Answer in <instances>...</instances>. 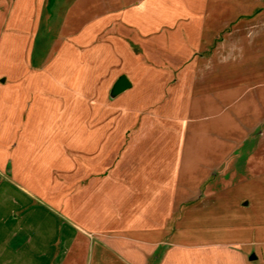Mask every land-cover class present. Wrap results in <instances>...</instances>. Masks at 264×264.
Returning a JSON list of instances; mask_svg holds the SVG:
<instances>
[{"label": "crops", "instance_id": "1", "mask_svg": "<svg viewBox=\"0 0 264 264\" xmlns=\"http://www.w3.org/2000/svg\"><path fill=\"white\" fill-rule=\"evenodd\" d=\"M210 3L211 0H0V264H87L98 243L123 261H130L132 256L137 264H252L260 258L249 256L251 246L258 244L256 240L183 243L170 240L173 233L169 232L174 229L175 233L181 221L190 228L193 216L200 210L196 207L217 195L228 173L236 178L244 170L264 173L263 79L252 78L253 82L236 97L235 103L242 106L238 109L235 105L237 109L230 115L235 125L225 132L226 139L232 142L226 160L223 164L222 159L206 177L203 175L198 185L189 178L187 184L179 186L178 176L173 185L163 186L161 177L159 182L155 177L146 182L145 171L136 170L127 175L121 172L123 176L116 182L99 187L97 173L90 172L91 176L84 179H89L88 184L71 192L64 183L42 175V161L47 154H32L29 149L30 143L41 137L31 127L45 125L48 114L44 115L43 110L49 113L46 100L51 98L43 94L42 101L29 98L33 92L23 81L27 84L34 72L51 75L50 70L55 69L60 83L68 66V76L85 79L86 84L90 79L89 106L93 114L97 105L107 110L109 94L113 99L128 92L136 87V79L144 76L147 50L156 54L164 47L160 52L168 55L166 61H180L177 56L182 55L169 53L167 46L174 47L178 38L186 45L189 38L206 42L202 30L207 27ZM254 12L259 13V9ZM194 13L204 14V21L192 23ZM260 13L264 15V10ZM54 26L58 33L51 36ZM262 26L259 21H251L244 28L230 27L222 38L215 35L218 42L208 59L218 61L219 82L239 77L238 69L227 72L221 67L232 61L231 55L242 43L238 31H247L245 38L254 43ZM254 58L250 60L252 64ZM252 72L251 76H257ZM122 75L129 78L131 86L113 95V86ZM181 77L188 79L187 74H177L175 88L182 83ZM205 77L204 73L198 76ZM74 83L61 86L67 92L81 94V86L77 88ZM78 83L82 85L80 80ZM239 84L237 80L224 83L223 112L230 109L225 105L227 87ZM43 86L45 93H52L46 83ZM99 95L103 97L100 102ZM34 109L42 111L32 113L30 119ZM25 127L30 129L26 131ZM247 142L253 145L243 169L240 162L230 160L241 159ZM85 148L78 151L83 153ZM85 151L96 153L97 146ZM62 154L66 155L64 151ZM229 168L232 171L228 172ZM75 169L79 170V165ZM153 191L156 192L151 194ZM160 233L166 239H156Z\"/></svg>", "mask_w": 264, "mask_h": 264}, {"label": "rangeland", "instance_id": "2", "mask_svg": "<svg viewBox=\"0 0 264 264\" xmlns=\"http://www.w3.org/2000/svg\"><path fill=\"white\" fill-rule=\"evenodd\" d=\"M255 9H259V13H255ZM262 10L264 0H211L207 27L202 30V37L206 39L204 44L189 38L186 45L178 38L174 47L166 48L171 49L167 50L169 53L181 54L182 56H177L180 61H174L172 58L166 61L168 55H162L160 52L164 47L156 54L147 50L148 68L142 72L143 77L136 79V87L113 99L109 94L111 102L108 109L97 105L94 114L89 106L90 79L87 78L86 84L85 79L68 76V66L64 70L66 75L60 78V83L55 69L50 70L53 76L34 72L27 84L23 81L33 92L29 94V98L34 96L37 102L42 101L41 94L51 97L46 100L49 113L43 110L44 115L48 114L45 125L31 127L34 134H40L41 137L30 143V152L47 154L42 161L45 172L42 175L64 183L71 192L88 184L89 179H84L91 176L90 172L97 173L99 187L116 182L123 176L121 172L126 174L136 170L145 171L146 182L152 181L154 177L158 178L159 182L161 177V184L164 186L176 182L175 177L178 176L177 180L181 181L179 186L187 184L186 180L189 178L198 185L200 180H203V175H209V171L217 167L230 150L232 142L226 139L225 132L235 125V118L230 116L234 114V109H237L235 105H238V109L242 106L235 103L236 97L256 77L258 80H264V15L260 13ZM192 16V23L203 22L206 17L196 13ZM251 21L263 23L257 31L258 37L254 43H251L249 37L245 38L247 31L239 30L242 38L240 47L231 55L232 61L221 64L226 71L238 69L239 77L222 78L219 82L216 78L218 61L216 58H212V61L208 59L215 50L217 36L222 38L230 27L244 28ZM57 31L54 26L51 36H55ZM252 57L256 59L254 64L250 62ZM251 72H256L257 76H251ZM182 73L183 76L187 74L188 79L181 77L182 83L175 88L173 82L177 74ZM203 73L206 75L205 80L198 78L200 75L202 77ZM235 80L241 84L236 88L234 85L232 88L227 87L225 105L230 109L223 112L224 83L230 84ZM73 82L77 88L81 86V94L67 92L68 89L62 87L64 85L61 86L62 83L69 85ZM45 83L48 88L58 93H45ZM240 86H243V89H239ZM97 100L100 102L103 97L99 95ZM37 111H31L30 119L32 113ZM29 127H25L26 131ZM252 145L250 142L245 143L241 159L238 161V157H235L230 161L240 162L244 169ZM95 146L96 153L90 155L85 151ZM80 148H85L83 153L78 151ZM62 151L66 155H63ZM7 152L9 154L10 150ZM76 165H79V170L75 169ZM153 170L161 171V174L152 173ZM230 170L232 171L229 168L228 172ZM108 175L110 177L104 179ZM227 178L217 195L211 197L204 206L196 207L200 210L193 216L194 221L190 222V228L184 221L179 222L178 230L175 233L174 229L169 232L173 233L170 240L183 243L256 240L258 244L251 246L249 256H260L252 264H264V173L244 170L237 178L230 173ZM188 183L191 185V182ZM148 192L146 191V194ZM246 202L249 203L244 206ZM160 234L162 235L155 238L166 239L164 233ZM98 246L92 249L87 264H137L132 260V256L130 261H123L119 255L103 250L99 243ZM154 259L157 260L156 255Z\"/></svg>", "mask_w": 264, "mask_h": 264}, {"label": "water", "instance_id": "3", "mask_svg": "<svg viewBox=\"0 0 264 264\" xmlns=\"http://www.w3.org/2000/svg\"><path fill=\"white\" fill-rule=\"evenodd\" d=\"M129 86H131V81L126 75H122L114 84L112 94L117 95Z\"/></svg>", "mask_w": 264, "mask_h": 264}]
</instances>
